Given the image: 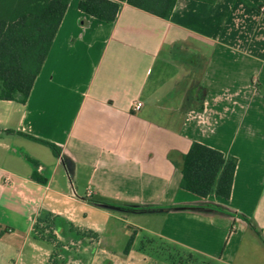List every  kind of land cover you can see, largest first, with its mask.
Returning <instances> with one entry per match:
<instances>
[{"label":"crops","instance_id":"obj_1","mask_svg":"<svg viewBox=\"0 0 264 264\" xmlns=\"http://www.w3.org/2000/svg\"><path fill=\"white\" fill-rule=\"evenodd\" d=\"M79 1L26 100H0V264H264V13L176 0L164 19L121 2L104 22ZM193 141L236 158L228 199L180 188ZM46 213L53 257L33 232Z\"/></svg>","mask_w":264,"mask_h":264},{"label":"trees","instance_id":"obj_2","mask_svg":"<svg viewBox=\"0 0 264 264\" xmlns=\"http://www.w3.org/2000/svg\"><path fill=\"white\" fill-rule=\"evenodd\" d=\"M70 0H0V100L23 103L46 59L54 36ZM213 4L216 0H196ZM254 7L247 0H239ZM121 2L168 19L176 0H80V11L104 22L115 19ZM202 109V107H200ZM29 138L47 145L59 157L61 149L53 142L33 136ZM34 165L37 161L27 157ZM237 160L205 144L193 141L181 162L176 164L181 172L180 188L199 197L215 195L222 199L230 197ZM32 178L45 183L46 178L36 171ZM237 217L245 219L243 216ZM55 217L50 213L37 216L33 223L34 236L54 246L58 242L53 234ZM130 237L123 249L130 247ZM191 264H219L209 259L189 255Z\"/></svg>","mask_w":264,"mask_h":264},{"label":"built area","instance_id":"obj_3","mask_svg":"<svg viewBox=\"0 0 264 264\" xmlns=\"http://www.w3.org/2000/svg\"><path fill=\"white\" fill-rule=\"evenodd\" d=\"M255 7H258V9L264 13V6H258V5H254ZM141 106V102H135L133 105V108L135 110H138ZM6 180H9V176L6 177ZM89 193V192H88Z\"/></svg>","mask_w":264,"mask_h":264},{"label":"rangeland","instance_id":"obj_4","mask_svg":"<svg viewBox=\"0 0 264 264\" xmlns=\"http://www.w3.org/2000/svg\"><path fill=\"white\" fill-rule=\"evenodd\" d=\"M204 61V60H203ZM125 217H127L128 221L131 220L132 217H130V215H125ZM125 225V224H124Z\"/></svg>","mask_w":264,"mask_h":264}]
</instances>
